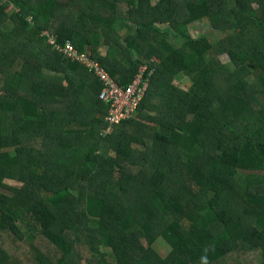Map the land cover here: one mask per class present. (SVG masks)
I'll return each mask as SVG.
<instances>
[{"label":"trees","instance_id":"16d2710c","mask_svg":"<svg viewBox=\"0 0 264 264\" xmlns=\"http://www.w3.org/2000/svg\"><path fill=\"white\" fill-rule=\"evenodd\" d=\"M50 36L122 86L146 68L137 115L111 128ZM0 215V264H264V0H0Z\"/></svg>","mask_w":264,"mask_h":264},{"label":"built area","instance_id":"2783aa9c","mask_svg":"<svg viewBox=\"0 0 264 264\" xmlns=\"http://www.w3.org/2000/svg\"><path fill=\"white\" fill-rule=\"evenodd\" d=\"M50 43L59 52L72 55L75 59L85 62L100 76L104 84L100 98L103 102L111 104L108 115L111 128L136 115L137 107L144 96L147 86L145 81H143V73L146 71V68H140L139 74L135 75L131 85L125 87L113 79L112 75L103 67L101 62L92 60L84 53H80L70 42L61 46L50 36Z\"/></svg>","mask_w":264,"mask_h":264},{"label":"rangeland","instance_id":"374dc122","mask_svg":"<svg viewBox=\"0 0 264 264\" xmlns=\"http://www.w3.org/2000/svg\"><path fill=\"white\" fill-rule=\"evenodd\" d=\"M152 1L156 2V0H152ZM129 4L130 3H127V2L120 3L119 7H118V13H119L118 15L120 17L119 23L124 24L123 26L121 25V27L118 28L120 30L121 35L123 36V38H122L123 43H124V39L127 35H131V34L135 33V29H134V27H131V22L129 21V17H130L129 12L131 9V6ZM7 10H8V12L17 11L16 4L11 2ZM160 27L163 29H166L167 26L166 25H160ZM189 33H190L191 37H193V38H197V37L203 35V36L207 37L210 42H215L216 40H218L219 38L222 37V33L213 30L206 18L190 24L189 25ZM108 51H109V48L107 45H101L98 48V52H100L103 55H106ZM84 54L86 56H88L89 58H91L90 57V55H91L90 49L85 48ZM220 61L223 63L229 62V60L226 56L220 57ZM174 83L176 86L183 88V89H188L191 85L190 80L183 74H180L175 79ZM245 173H242V174L245 175ZM113 179L117 182H121L123 179L122 173L116 171L113 175ZM6 182L8 184H11L14 186H20V183H18L16 181L6 180ZM7 220L8 219L6 217H4L3 215H0V223L1 224L6 225ZM10 237H11L10 240L14 243L16 249L24 250L26 248L25 243L18 242L17 240H16V242H17L16 243L12 240V236H10ZM154 248L161 255H165L169 251V246L162 239L157 240V242L154 244ZM102 251L104 254H106L108 260L112 262L113 261V255H112L111 250L103 247Z\"/></svg>","mask_w":264,"mask_h":264},{"label":"clouds","instance_id":"9594fccd","mask_svg":"<svg viewBox=\"0 0 264 264\" xmlns=\"http://www.w3.org/2000/svg\"><path fill=\"white\" fill-rule=\"evenodd\" d=\"M49 40H50V37L48 38V40H47V41H49ZM52 47H53V46H52ZM53 48H54V47H53ZM136 115H137V113H136ZM136 115H135V116H136Z\"/></svg>","mask_w":264,"mask_h":264}]
</instances>
